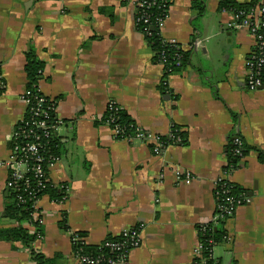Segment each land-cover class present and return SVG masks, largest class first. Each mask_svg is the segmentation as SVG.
Masks as SVG:
<instances>
[{"label":"crops","instance_id":"0c3cea01","mask_svg":"<svg viewBox=\"0 0 264 264\" xmlns=\"http://www.w3.org/2000/svg\"><path fill=\"white\" fill-rule=\"evenodd\" d=\"M137 1L0 0V161L11 157L9 137L25 116L30 50L43 62L39 90L56 100L63 121L48 178L67 191L36 202L42 232L31 248L55 264H75L71 233L98 245L139 228L141 244L125 264H197L196 227L213 217L214 188L239 137L246 153L226 178L247 197L222 224L227 239L213 248L212 264H264V88L246 86L254 38L232 28L233 14L219 11V0H207L204 46L167 75L136 28ZM191 2L171 0L165 40L189 44ZM110 102L149 133L166 137L179 127L184 143L155 149L118 139L97 122ZM7 178L0 165V227L17 224L4 216ZM34 221L20 224L35 231ZM31 248L0 240V264H35Z\"/></svg>","mask_w":264,"mask_h":264},{"label":"trees","instance_id":"16d2710c","mask_svg":"<svg viewBox=\"0 0 264 264\" xmlns=\"http://www.w3.org/2000/svg\"><path fill=\"white\" fill-rule=\"evenodd\" d=\"M140 2H145L144 6H136L134 12L135 25L138 31L146 33L145 37L149 46L156 51V60L163 61L164 74H171L179 71L187 62L190 53L194 50H183L182 44L178 42H168L163 39L160 31L157 28V20L160 16L166 14L171 0H139ZM206 1L207 0H192L190 5V10L193 12L191 18L192 27V40L201 38L200 35V20L205 15L206 12ZM258 0H251L246 3H239L236 0H219L218 10L221 12H231L233 14H239V21L244 19L246 15L251 14L257 5ZM144 19L148 22L145 23ZM146 30V31H145ZM252 54L255 58L264 57V43L261 46H254ZM25 72L27 75V88L30 89L33 94H39L36 92V87H38V82L41 78L43 62L36 58L34 52L30 50L26 54V64ZM255 69L258 70V79L261 81L264 88V60L260 64H255ZM53 101H56L53 99ZM31 115L27 113L25 119H30ZM98 123L104 124L109 123L111 127H116L119 130L117 134L118 139H123L126 136L134 135L136 132V125L134 121L129 117L127 112L118 104H109L101 117L97 121ZM22 123H18L15 128L20 126ZM172 134L178 136L182 139L181 143H184L185 133L181 132L179 127L174 126L172 129ZM24 139H12L9 140L10 148L14 145H20ZM161 141L164 144L168 143L167 137L162 136ZM56 146V147H55ZM49 154L59 157L60 152V142L58 138H51L49 143ZM231 147L228 149V162L225 169L230 168L237 169L240 165V157L234 156L231 152ZM246 153V148L243 146L242 157ZM261 163H264V155L259 156ZM32 181V174H28ZM45 188L38 194L43 196L45 194L49 195L52 201H59L62 197V192L59 187H55L48 176L44 181ZM17 194H21L22 200H18ZM216 204L225 206L224 198L226 196L239 197L241 199H246V191L239 185L232 181H223L218 184L216 192L213 194ZM33 209L30 204V200L24 196L22 191L8 192L4 208V216L14 220L16 225L0 227V240L7 241H21L23 245L27 248H31L33 242H35L41 236L42 228L36 221L32 222L35 226V231H29L27 228L23 227L20 223L22 221L32 220ZM197 236L202 243V256L205 259L206 264L213 263V246H218L223 244L225 231L220 229H214L211 223L201 224L196 227ZM80 235H84L82 232ZM120 236H109L104 241L98 245H88L85 243H78L72 245V249L78 250L79 254H87L93 257L103 255L105 258L113 257L114 254L106 247V242H116L121 240ZM32 259L35 264H55L54 259L47 258L43 254L34 251L31 248Z\"/></svg>","mask_w":264,"mask_h":264},{"label":"built area","instance_id":"2783aa9c","mask_svg":"<svg viewBox=\"0 0 264 264\" xmlns=\"http://www.w3.org/2000/svg\"><path fill=\"white\" fill-rule=\"evenodd\" d=\"M145 2L137 1V6H144ZM169 9V8H168ZM167 14L160 16L157 20V28L160 31L164 26L167 19ZM233 14V13H232ZM147 23L148 20L144 19ZM233 29L247 30L251 36L254 38V46H261L264 43V2L258 0L257 5L251 14L246 15L244 19L239 21V14H233ZM146 31V30H145ZM144 36L146 33L141 32ZM164 39V38H163ZM165 40V39H164ZM167 41V40H165ZM174 42V41H168ZM205 40L203 38H198L189 42L188 45L183 46V50H197L204 46ZM157 53V52H156ZM264 60V57L255 58V56L250 54L246 62L247 76H246V86L249 89L255 90L262 88L263 85L258 79V70L255 69V64H260ZM163 65V61H159ZM36 92L39 94H33L30 89H26L23 97L26 103L25 115L29 113L31 115L30 119H25V116L18 122L22 123L17 128H14L9 140L12 139H24L20 145H14L11 150V157L7 161H0V165L8 168V178L6 182V187L8 192L22 191L24 196L30 200L31 207L33 209L32 219L37 223L40 222V214L35 210L36 202L42 196L38 195L45 188V179L48 176L49 167L59 158L49 154V143L51 138H58L57 129L63 124V121L56 116V101L45 96L39 87H36ZM114 102H110L112 104ZM108 104V105H109ZM109 125V123H105ZM110 126V125H109ZM16 127V126H15ZM111 127V126H110ZM114 134L117 137L119 130L116 127H111ZM160 135H155L149 133L138 126H136V132L134 135L126 136L123 139L127 141H140L143 143H153L155 149L165 145L161 141ZM169 140L168 143H179L181 138L172 134V131L166 136ZM122 139V140H123ZM167 143V144H168ZM243 141L239 137H234L230 142L231 152L234 156L242 158ZM56 147V146H55ZM227 166V164H226ZM225 166V167H226ZM235 170L230 168L229 170L224 169V176L218 180L215 185L214 193L217 190L219 183L223 181H229L226 177L228 172ZM28 174H32L33 181L26 177ZM192 178L190 176H185L183 179L185 182H189ZM67 188L65 186L61 187L62 197H65ZM213 193V194H214ZM18 200L23 201L21 194H17ZM60 199V200H61ZM246 199H241L239 197L226 196L224 198L225 206L218 205L215 202L214 214L211 220L207 223H211L214 229L223 230L222 224L226 219L231 217L235 209L243 204ZM203 223V224H207ZM121 240L116 242H106V247L110 250L113 257L105 258L103 255L93 257L87 254H79L78 250L72 249V254L75 260V264H125L128 256V252L137 248L141 244L140 229L133 228L124 230L120 235ZM227 239L225 235L224 241ZM70 240L72 245L78 243H85L84 237L78 233H71ZM215 246H213L214 248ZM212 248V250H213ZM194 254L196 257L197 264H206L205 259L202 256V243L198 239L195 246Z\"/></svg>","mask_w":264,"mask_h":264},{"label":"water","instance_id":"95a60500","mask_svg":"<svg viewBox=\"0 0 264 264\" xmlns=\"http://www.w3.org/2000/svg\"><path fill=\"white\" fill-rule=\"evenodd\" d=\"M248 195H251L250 192H248Z\"/></svg>","mask_w":264,"mask_h":264}]
</instances>
